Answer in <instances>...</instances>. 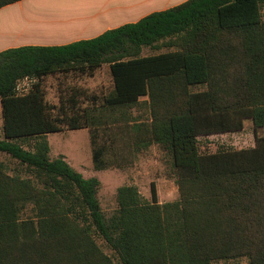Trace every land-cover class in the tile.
<instances>
[{
	"label": "trees",
	"instance_id": "16d2710c",
	"mask_svg": "<svg viewBox=\"0 0 264 264\" xmlns=\"http://www.w3.org/2000/svg\"><path fill=\"white\" fill-rule=\"evenodd\" d=\"M105 65L107 93L72 87L61 106L46 102V77ZM25 79L36 84L19 94ZM0 101V153L31 174L10 175L0 162V264H264V0H187L96 38L8 49ZM248 122L254 148L201 150V137ZM64 126L90 130L96 170L157 145L179 199L160 203L152 185L149 201L124 185L107 215L100 180L50 156L47 136Z\"/></svg>",
	"mask_w": 264,
	"mask_h": 264
},
{
	"label": "rangeland",
	"instance_id": "374dc122",
	"mask_svg": "<svg viewBox=\"0 0 264 264\" xmlns=\"http://www.w3.org/2000/svg\"><path fill=\"white\" fill-rule=\"evenodd\" d=\"M151 52L146 50L144 55ZM56 78L54 75L46 77L43 86L46 93V102L53 106H61L62 98L72 87L84 90L86 94H96L98 96L107 93L112 86V78L108 67L97 71L95 75L88 76L81 72L59 73ZM36 81L30 82L23 89L18 90L19 94H27L35 85ZM20 83H23L22 81ZM50 87V89H48ZM63 88V89H62ZM59 89V91H58ZM61 89V91H60ZM55 90H57L55 92ZM51 97L53 99H50ZM54 98L56 100L54 101ZM66 100L63 99V103ZM88 98L82 96L80 106L85 108L88 105ZM4 116L2 107L0 113V138L5 137ZM63 129L49 133L47 136L50 146V156L52 159L64 156L68 163L84 177H96L101 182L98 197L103 211L111 215L118 207L116 193L117 189L124 185H136L142 196L151 201L152 185H155L160 203H167L179 199V189L175 179L172 177L171 169L167 163V156L157 145L131 157V164L123 167H111L105 170H96L93 162V151L91 144L90 130ZM103 135L100 132V137ZM200 148L204 153L217 152L219 148H229L237 151L250 150L256 146L255 136L250 122L246 124L243 131L238 133H223L201 137ZM28 147V143H25ZM0 162L5 164L6 171L13 176L30 178V170L8 154L0 153ZM30 210L22 212V217L29 216ZM102 248L109 254L104 242L98 240Z\"/></svg>",
	"mask_w": 264,
	"mask_h": 264
},
{
	"label": "crops",
	"instance_id": "0c3cea01",
	"mask_svg": "<svg viewBox=\"0 0 264 264\" xmlns=\"http://www.w3.org/2000/svg\"><path fill=\"white\" fill-rule=\"evenodd\" d=\"M186 1L21 0L0 8V53L12 48L55 47L96 38Z\"/></svg>",
	"mask_w": 264,
	"mask_h": 264
},
{
	"label": "built area",
	"instance_id": "2783aa9c",
	"mask_svg": "<svg viewBox=\"0 0 264 264\" xmlns=\"http://www.w3.org/2000/svg\"><path fill=\"white\" fill-rule=\"evenodd\" d=\"M23 83H19L18 84V87H17V89L18 90H20V88H22L23 87V89H24V87L26 86V85H29V83L30 82H33L32 80H29V79H25L24 81H22Z\"/></svg>",
	"mask_w": 264,
	"mask_h": 264
}]
</instances>
